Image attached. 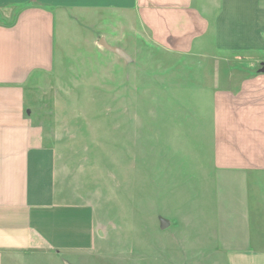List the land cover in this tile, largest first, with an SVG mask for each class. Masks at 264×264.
Returning <instances> with one entry per match:
<instances>
[{
  "label": "rangeland",
  "instance_id": "obj_1",
  "mask_svg": "<svg viewBox=\"0 0 264 264\" xmlns=\"http://www.w3.org/2000/svg\"><path fill=\"white\" fill-rule=\"evenodd\" d=\"M196 2L211 21L210 42L220 0ZM106 19L57 18L53 67L25 91V111L55 153L57 193L91 209L92 243L82 236L25 264H264V171L243 176L214 159L216 96L237 89L235 75L253 58L264 66V50L170 54L147 44L138 24L116 25L106 40L128 50L126 62L92 43ZM223 54L217 78L214 56ZM158 216L169 226L161 230Z\"/></svg>",
  "mask_w": 264,
  "mask_h": 264
},
{
  "label": "crops",
  "instance_id": "obj_2",
  "mask_svg": "<svg viewBox=\"0 0 264 264\" xmlns=\"http://www.w3.org/2000/svg\"><path fill=\"white\" fill-rule=\"evenodd\" d=\"M263 1L220 0L208 42L211 21L200 8L205 4L196 0H0V264H25L26 256L50 247L71 249L67 246L82 236L92 243L90 207L57 193L55 153L25 111L26 89L53 67L57 18L72 21L78 14L92 25L107 18L106 30L92 37L99 50H104L100 38H114L116 25L135 32L138 24L147 44L166 53L205 54L213 48L239 54L264 50ZM223 56H214L217 78L228 64ZM257 60H251V70L235 75L237 89L220 91L215 99L222 112L231 107L218 113L215 165L243 176L264 171V72L255 67ZM223 76L231 87L233 77Z\"/></svg>",
  "mask_w": 264,
  "mask_h": 264
},
{
  "label": "water",
  "instance_id": "obj_3",
  "mask_svg": "<svg viewBox=\"0 0 264 264\" xmlns=\"http://www.w3.org/2000/svg\"><path fill=\"white\" fill-rule=\"evenodd\" d=\"M98 44L103 47V48H106L112 52H115L116 54H118L120 57H122L124 60H126V62H129L131 59L129 58V56L126 54L125 51H123L121 48L119 47H116V46H112V45H109L104 38H100V40L98 41ZM259 72H264V66L262 65L259 69ZM169 220L162 217V216H158V224H159V228L162 230V229H165L166 227L169 226ZM97 234L99 236H102V233L100 230H97Z\"/></svg>",
  "mask_w": 264,
  "mask_h": 264
}]
</instances>
